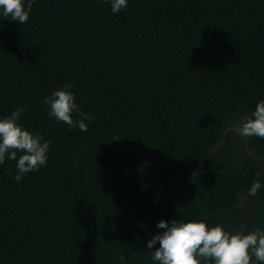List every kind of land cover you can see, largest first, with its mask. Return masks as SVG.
Listing matches in <instances>:
<instances>
[{
    "label": "trees",
    "instance_id": "1",
    "mask_svg": "<svg viewBox=\"0 0 264 264\" xmlns=\"http://www.w3.org/2000/svg\"><path fill=\"white\" fill-rule=\"evenodd\" d=\"M127 5L35 0L27 23L0 18V118L26 105L19 125L49 142L19 182L16 161L0 164V264H155L158 221L211 226L264 185V139L243 138L238 158L231 131L264 100V0ZM65 83L95 115L86 132L47 114ZM251 203L246 231L264 187Z\"/></svg>",
    "mask_w": 264,
    "mask_h": 264
},
{
    "label": "clouds",
    "instance_id": "2",
    "mask_svg": "<svg viewBox=\"0 0 264 264\" xmlns=\"http://www.w3.org/2000/svg\"><path fill=\"white\" fill-rule=\"evenodd\" d=\"M35 0H0V18L17 21L20 25L28 22ZM104 2V0H101ZM127 0H111V11L117 13L127 8ZM63 84L60 88L43 98L47 114L65 123L69 130L79 128L88 131V123L95 119L94 114L84 113L75 103L70 89ZM21 105L10 114L0 118V164L5 158L16 161L19 182L29 172L37 171L47 163L49 142L43 134H33L22 128L18 121L25 111ZM76 118H73V114ZM231 131L247 140L251 137L264 139V100L257 101L250 115L231 127ZM18 153L20 155L18 156ZM11 175V170H8ZM260 174L257 173V176ZM264 187L256 179L247 189V195L256 197ZM158 232L147 241L146 249L151 250V260L155 264H264V229L261 226L251 231H229L221 223L209 225L203 220L192 221L183 218L157 222ZM159 242L158 247H154ZM123 261L124 257H120Z\"/></svg>",
    "mask_w": 264,
    "mask_h": 264
},
{
    "label": "flooded vegetation",
    "instance_id": "3",
    "mask_svg": "<svg viewBox=\"0 0 264 264\" xmlns=\"http://www.w3.org/2000/svg\"><path fill=\"white\" fill-rule=\"evenodd\" d=\"M242 120L243 118H240V120H234V124L231 127L239 124ZM235 137L239 138L238 141L243 142V146H241L242 148L240 147L236 150L239 151L238 158L249 154L250 152L247 149L243 138H240L238 135H235ZM255 205L256 203H251V197L247 195V192H240L235 200L234 209L227 211L225 214L223 212L216 215L214 214L212 225L221 223L222 227L226 230L245 232L247 227L254 220Z\"/></svg>",
    "mask_w": 264,
    "mask_h": 264
},
{
    "label": "water",
    "instance_id": "4",
    "mask_svg": "<svg viewBox=\"0 0 264 264\" xmlns=\"http://www.w3.org/2000/svg\"><path fill=\"white\" fill-rule=\"evenodd\" d=\"M260 226L262 227V229H264V212L262 214V219H261V222H260Z\"/></svg>",
    "mask_w": 264,
    "mask_h": 264
}]
</instances>
